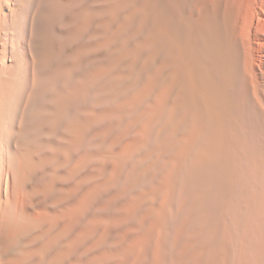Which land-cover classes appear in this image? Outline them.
Masks as SVG:
<instances>
[{
  "label": "bare ground",
  "instance_id": "6f19581e",
  "mask_svg": "<svg viewBox=\"0 0 264 264\" xmlns=\"http://www.w3.org/2000/svg\"><path fill=\"white\" fill-rule=\"evenodd\" d=\"M0 264H264V0H0Z\"/></svg>",
  "mask_w": 264,
  "mask_h": 264
}]
</instances>
